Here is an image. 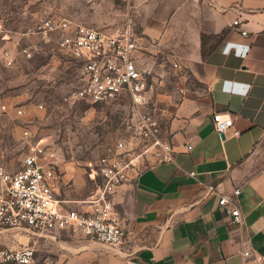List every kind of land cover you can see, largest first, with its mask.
Segmentation results:
<instances>
[{
	"label": "crops",
	"instance_id": "crops-1",
	"mask_svg": "<svg viewBox=\"0 0 264 264\" xmlns=\"http://www.w3.org/2000/svg\"><path fill=\"white\" fill-rule=\"evenodd\" d=\"M115 1L116 20L139 36L135 62L174 153L117 187L114 217L127 234L106 246L110 262L264 264V0ZM215 112L239 134L222 137ZM235 189L240 224L218 205Z\"/></svg>",
	"mask_w": 264,
	"mask_h": 264
},
{
	"label": "rangeland",
	"instance_id": "rangeland-1",
	"mask_svg": "<svg viewBox=\"0 0 264 264\" xmlns=\"http://www.w3.org/2000/svg\"><path fill=\"white\" fill-rule=\"evenodd\" d=\"M112 1L0 0V172L20 166L26 148L21 131L27 127L32 134L50 136L61 163L55 184L58 198L84 200L102 185L94 172L96 162L126 136L132 116L130 98L123 94L107 102L74 99L79 66L59 48V32L42 34L39 26L46 19H66L115 30L123 24L116 20L119 4ZM151 103L155 104L153 94ZM16 107H21V115ZM26 245L34 249L32 264H134L110 262L106 245L77 231L47 235L0 228V248Z\"/></svg>",
	"mask_w": 264,
	"mask_h": 264
},
{
	"label": "built area",
	"instance_id": "built-area-1",
	"mask_svg": "<svg viewBox=\"0 0 264 264\" xmlns=\"http://www.w3.org/2000/svg\"><path fill=\"white\" fill-rule=\"evenodd\" d=\"M237 24L239 20L232 22ZM39 29L42 34L58 31L59 48L77 62L80 85L72 93L74 99L107 102L126 94L131 101L132 116L126 136L98 158L94 172L103 183L87 199L79 200V208L57 197L55 184L61 163L50 136L32 134L23 127L21 136L26 148L20 166L0 172V228L27 229L47 235L71 230L106 246H118L124 242L127 231L114 217L112 196L117 187L133 179L140 170L139 163L150 165L155 157L157 161H171L174 153L171 143L160 135L159 115L151 103L149 76L135 62L139 36L131 22L107 31L66 19H46ZM239 31L242 35L247 33L241 28ZM179 91L182 93L183 89ZM15 112L21 115V107H16ZM212 120L218 133L225 135L230 130L233 135L239 134L231 116L215 112ZM89 176L94 178L93 173ZM238 193L239 189H235L218 200L220 207H227L233 224L242 222L234 203ZM240 253L243 257L251 254L249 250ZM34 256V249L28 245L0 248L2 263L32 264Z\"/></svg>",
	"mask_w": 264,
	"mask_h": 264
},
{
	"label": "trees",
	"instance_id": "trees-1",
	"mask_svg": "<svg viewBox=\"0 0 264 264\" xmlns=\"http://www.w3.org/2000/svg\"><path fill=\"white\" fill-rule=\"evenodd\" d=\"M202 39L204 40V34L202 35Z\"/></svg>",
	"mask_w": 264,
	"mask_h": 264
},
{
	"label": "water",
	"instance_id": "water-1",
	"mask_svg": "<svg viewBox=\"0 0 264 264\" xmlns=\"http://www.w3.org/2000/svg\"><path fill=\"white\" fill-rule=\"evenodd\" d=\"M221 136L223 137L224 135H223V134H221Z\"/></svg>",
	"mask_w": 264,
	"mask_h": 264
}]
</instances>
